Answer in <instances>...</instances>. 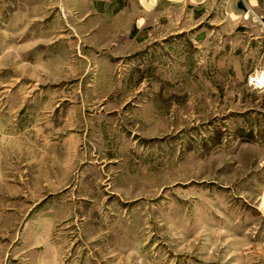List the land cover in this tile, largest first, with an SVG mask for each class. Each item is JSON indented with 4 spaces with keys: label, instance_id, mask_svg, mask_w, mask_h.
Segmentation results:
<instances>
[{
    "label": "rangeland",
    "instance_id": "obj_1",
    "mask_svg": "<svg viewBox=\"0 0 264 264\" xmlns=\"http://www.w3.org/2000/svg\"><path fill=\"white\" fill-rule=\"evenodd\" d=\"M263 75L264 0H0V264H264Z\"/></svg>",
    "mask_w": 264,
    "mask_h": 264
},
{
    "label": "crops",
    "instance_id": "obj_2",
    "mask_svg": "<svg viewBox=\"0 0 264 264\" xmlns=\"http://www.w3.org/2000/svg\"><path fill=\"white\" fill-rule=\"evenodd\" d=\"M240 15V14H239ZM7 156V155H6ZM8 167V163L7 162H5L4 164H3V162H1V160H0V179H2V178H5V176H6V174H7V172L4 174V171H8V170H10V168H7Z\"/></svg>",
    "mask_w": 264,
    "mask_h": 264
},
{
    "label": "bare ground",
    "instance_id": "obj_3",
    "mask_svg": "<svg viewBox=\"0 0 264 264\" xmlns=\"http://www.w3.org/2000/svg\"><path fill=\"white\" fill-rule=\"evenodd\" d=\"M259 78H260V80L258 79L259 82H260V83H264V75H263V77H259Z\"/></svg>",
    "mask_w": 264,
    "mask_h": 264
},
{
    "label": "built area",
    "instance_id": "obj_4",
    "mask_svg": "<svg viewBox=\"0 0 264 264\" xmlns=\"http://www.w3.org/2000/svg\"><path fill=\"white\" fill-rule=\"evenodd\" d=\"M256 80H257V78H255ZM253 80H254V78H253Z\"/></svg>",
    "mask_w": 264,
    "mask_h": 264
}]
</instances>
